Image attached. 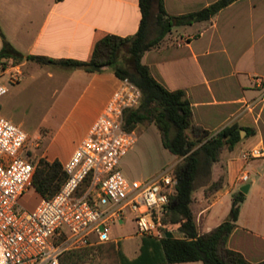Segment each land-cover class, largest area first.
I'll use <instances>...</instances> for the list:
<instances>
[{"label":"crops","instance_id":"0c3cea01","mask_svg":"<svg viewBox=\"0 0 264 264\" xmlns=\"http://www.w3.org/2000/svg\"><path fill=\"white\" fill-rule=\"evenodd\" d=\"M215 1L163 0V6L168 15L179 16ZM140 19L138 0H0V49L4 39L20 54L50 59L55 63L44 66L58 68L59 60L88 61L95 43L107 34L134 35ZM170 35L175 37L174 42L145 51L141 63L163 88L185 94L194 124L212 135L231 124L240 128V141L232 149H223L211 167V181L222 178L221 187L209 197H205L203 188L193 193L191 211L197 231L208 232L223 222L233 195L241 186L248 185L226 246L248 262H261L264 260V0L232 1L209 20L175 26ZM4 60L9 59H0V79L12 67L2 69ZM21 65L32 64L24 61ZM119 85L120 79L109 67L95 73L64 70L51 96L58 109L59 101L69 93L70 105L60 113L58 130L74 132L76 138L62 156L50 153L47 147L48 160L57 159L62 165L69 159ZM253 147L260 148L262 156L245 160L243 153ZM172 157L173 161L165 168L178 161ZM241 170L249 174L245 184L237 181ZM109 238L108 242H119L118 238ZM129 238L137 240L135 250L127 253L121 247L127 258L133 259L139 254L143 238L158 242L167 238L185 239V235L173 224L163 227L159 237L134 233Z\"/></svg>","mask_w":264,"mask_h":264},{"label":"built area","instance_id":"2783aa9c","mask_svg":"<svg viewBox=\"0 0 264 264\" xmlns=\"http://www.w3.org/2000/svg\"><path fill=\"white\" fill-rule=\"evenodd\" d=\"M7 81L17 83L15 76ZM7 87L0 81V97ZM140 89L120 79L102 113L69 159L65 179L50 198L18 212L17 198L30 186L34 166L25 156L27 134L0 117V264H62L68 251L109 241L111 225L131 216L139 236L159 237L160 222L175 180L170 168L144 180L126 177L119 167L136 140L125 128L124 114L141 101ZM262 156L253 147L245 160ZM247 171L237 181L245 184ZM94 237V238H92Z\"/></svg>","mask_w":264,"mask_h":264},{"label":"trees","instance_id":"16d2710c","mask_svg":"<svg viewBox=\"0 0 264 264\" xmlns=\"http://www.w3.org/2000/svg\"><path fill=\"white\" fill-rule=\"evenodd\" d=\"M235 0H217L198 11L170 16L163 0H138L141 19L138 31L128 37L107 34L94 45L88 61L59 60L56 63L69 69H81L88 73L101 71L105 67L113 70L119 79H128L141 91V101L127 110L126 123L151 122L158 130L162 147L178 158L172 176L175 180L173 192L168 196L160 222L163 227L177 224L185 239H162L154 241L143 238L137 257L128 259L119 242H105L96 246L65 252L60 257L62 264H154L200 262L201 264H264V260L251 263L241 254L227 248L226 241L235 227L238 207L243 200L242 192L232 197L227 218L214 229L199 233L191 211L193 193L204 189L209 197L222 185V178L211 181V167L223 149H232L240 141L239 127L228 125L216 134H210L191 119L189 101L181 90L168 91L150 74L141 63L142 54L158 46L163 32L175 26L207 21L220 9ZM151 31H157L151 37ZM162 33V34H161ZM1 35V34H0ZM33 61L40 66L54 61L32 55H22L8 42L2 40L0 59ZM126 129L128 125H124ZM188 129L202 143L190 150L182 135ZM65 179L62 165L57 160H39L34 169L30 185L41 198H50Z\"/></svg>","mask_w":264,"mask_h":264},{"label":"rangeland","instance_id":"374dc122","mask_svg":"<svg viewBox=\"0 0 264 264\" xmlns=\"http://www.w3.org/2000/svg\"><path fill=\"white\" fill-rule=\"evenodd\" d=\"M170 33L171 30L167 33L163 32V37L158 42V46L175 41V37L171 36ZM157 34H159L157 31H151L150 35L154 37ZM24 61L27 60H21L17 63L9 58L8 61H1L2 69L12 67L0 79L7 87V92L0 97V117L8 119L27 133L25 156L32 162L35 169L41 159L48 162L57 160L46 158L45 149L47 147L50 153H57L62 156L72 147L76 134L74 132L61 133L58 130L60 113L70 105L69 93L68 97L59 101L58 109L55 106V98L51 96V92L58 86V81L63 78L64 70L67 68L62 64H58V68L54 66L43 67L33 61H27L28 64L32 65L23 66L21 64ZM8 76H15L18 80L17 83L8 82ZM128 114H124V125H128V128L136 134V140L131 149L120 160L119 167L126 177L144 180L171 164L173 157L162 147L158 130L154 125H151V122L127 124ZM182 135L185 143L191 145L190 150L197 148L202 143L188 129L184 130ZM174 165L170 168L171 172ZM39 199V195L30 185L27 191L17 198L18 212L32 210ZM126 215L130 219L126 221L125 226L121 227L123 221H115L111 225L112 230L109 236L118 238L120 244L129 253V251L135 250L137 240L129 238L136 232V228L130 214L126 212ZM96 245L98 244H94V246Z\"/></svg>","mask_w":264,"mask_h":264},{"label":"water","instance_id":"95a60500","mask_svg":"<svg viewBox=\"0 0 264 264\" xmlns=\"http://www.w3.org/2000/svg\"><path fill=\"white\" fill-rule=\"evenodd\" d=\"M247 188H248V185L241 186L239 191L242 192V193H246Z\"/></svg>","mask_w":264,"mask_h":264}]
</instances>
